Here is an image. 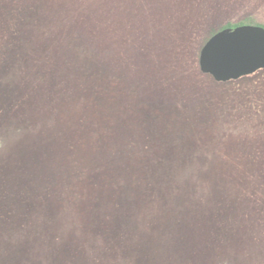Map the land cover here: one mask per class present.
I'll list each match as a JSON object with an SVG mask.
<instances>
[{
    "label": "rangeland",
    "instance_id": "rangeland-1",
    "mask_svg": "<svg viewBox=\"0 0 264 264\" xmlns=\"http://www.w3.org/2000/svg\"><path fill=\"white\" fill-rule=\"evenodd\" d=\"M246 21L264 0H0V264H264V69L198 64Z\"/></svg>",
    "mask_w": 264,
    "mask_h": 264
},
{
    "label": "water",
    "instance_id": "water-1",
    "mask_svg": "<svg viewBox=\"0 0 264 264\" xmlns=\"http://www.w3.org/2000/svg\"><path fill=\"white\" fill-rule=\"evenodd\" d=\"M198 64L202 73L217 82L264 69V27L245 24L221 29L201 47Z\"/></svg>",
    "mask_w": 264,
    "mask_h": 264
},
{
    "label": "trees",
    "instance_id": "trees-1",
    "mask_svg": "<svg viewBox=\"0 0 264 264\" xmlns=\"http://www.w3.org/2000/svg\"><path fill=\"white\" fill-rule=\"evenodd\" d=\"M245 24H252V22L251 21H246V22H242V23H240V24H237V25H227V26H224V27H234V26H238V25H245ZM259 25H261V24H259Z\"/></svg>",
    "mask_w": 264,
    "mask_h": 264
}]
</instances>
